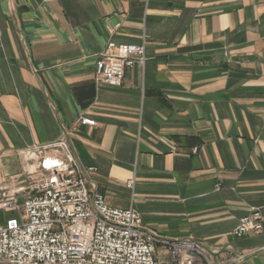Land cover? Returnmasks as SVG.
Instances as JSON below:
<instances>
[{
  "label": "crops",
  "instance_id": "1",
  "mask_svg": "<svg viewBox=\"0 0 264 264\" xmlns=\"http://www.w3.org/2000/svg\"><path fill=\"white\" fill-rule=\"evenodd\" d=\"M108 43L145 48L120 86L94 78ZM61 138L108 207L264 264V0H0V188Z\"/></svg>",
  "mask_w": 264,
  "mask_h": 264
},
{
  "label": "built area",
  "instance_id": "2",
  "mask_svg": "<svg viewBox=\"0 0 264 264\" xmlns=\"http://www.w3.org/2000/svg\"><path fill=\"white\" fill-rule=\"evenodd\" d=\"M144 60L143 45L108 43L96 60L95 81L120 86L126 68ZM77 123L95 126L88 118ZM52 147L65 159L44 158L40 172L0 188V211L9 215L0 222V264H217L212 258L218 248L159 236L144 227L136 209L108 207L89 190L64 138ZM261 229L260 215L254 213L239 220L232 236ZM157 249L169 260L156 256Z\"/></svg>",
  "mask_w": 264,
  "mask_h": 264
},
{
  "label": "clouds",
  "instance_id": "3",
  "mask_svg": "<svg viewBox=\"0 0 264 264\" xmlns=\"http://www.w3.org/2000/svg\"><path fill=\"white\" fill-rule=\"evenodd\" d=\"M48 163H51V162H48Z\"/></svg>",
  "mask_w": 264,
  "mask_h": 264
}]
</instances>
